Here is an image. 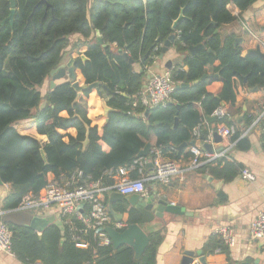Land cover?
I'll use <instances>...</instances> for the list:
<instances>
[{"label":"trees","instance_id":"obj_1","mask_svg":"<svg viewBox=\"0 0 264 264\" xmlns=\"http://www.w3.org/2000/svg\"><path fill=\"white\" fill-rule=\"evenodd\" d=\"M255 2L15 0L10 23L6 21L10 4L0 0V181L11 188L4 210L18 212L24 195H37L75 170L95 181L102 177L107 180V172L130 167L151 136L164 157L178 159L185 148L179 152L177 148L189 146L198 125L205 124V119L222 104L234 105L236 80L249 88L264 87V58L253 53L242 56L241 47L234 46L235 36L222 40L216 33L236 19L227 9L229 5L244 12ZM96 31L103 45L109 46L96 42ZM72 35L87 40L83 58L74 60L75 79L80 86L98 83L101 95L95 88H88L76 100L77 93L66 80L40 92L50 72L62 64ZM171 35L175 36L172 47L184 55L182 64L170 70L171 78L188 87L174 90L170 104L149 109L145 116L146 110L133 107L134 97L145 85V69ZM111 45L132 63L114 52ZM199 45L204 48L190 56L188 48ZM133 64H140L142 72L134 71ZM203 76L206 78L201 81ZM215 84L220 85L216 94L209 91ZM102 101L109 109L106 115ZM176 117L178 124L173 129ZM27 120L34 121L37 134L47 139L45 144L16 132V123ZM219 123L236 126L231 140L237 149L250 148L241 134L251 125V118H245L242 127L229 119L215 124ZM86 131L88 144L83 149ZM208 134L201 128L199 138L204 140ZM260 143L264 152V134ZM243 169L236 162L217 160L198 171L229 182ZM132 177L136 178L135 172ZM115 211L123 212L120 207ZM136 220L129 215L127 224ZM70 222L79 225L74 217ZM7 226L12 235L11 254L22 264H155L162 243L160 230L149 232V243L135 260L131 248L122 246L113 251L111 245L100 246L94 233L83 238L88 243L86 248L77 247L63 220L62 228L51 224L40 234L25 227ZM217 248L228 257V250L216 235L209 237L203 254Z\"/></svg>","mask_w":264,"mask_h":264},{"label":"crops","instance_id":"obj_2","mask_svg":"<svg viewBox=\"0 0 264 264\" xmlns=\"http://www.w3.org/2000/svg\"><path fill=\"white\" fill-rule=\"evenodd\" d=\"M227 9L236 19L234 22L221 26L217 30L220 38L224 40L227 36L233 35L235 39H241L239 46L242 52H249L258 48L264 55V5L260 7L251 6L250 9L244 12H239L233 5H229ZM243 21L258 30L253 32L254 36H250L243 31L241 27V22ZM68 40L69 46L65 50L62 64H66L69 60H75L78 56H81L87 47L85 45L87 40L80 35H72ZM163 44L160 46L161 49ZM111 49L114 52L118 51L115 45H111ZM183 57L184 55L175 51L171 44L169 50L160 60L156 57L152 65L145 69V85L152 75L169 71L165 69L169 62L171 63V69L178 65L180 66ZM133 69L136 72H142L140 64H133ZM50 80L49 78L45 81L40 92L45 91L49 87ZM65 80L55 82V85ZM219 89L220 85L215 84L209 88V91L216 94ZM252 89L236 80L234 82V105L228 106L224 104V107L221 106L227 113L228 119L236 123V125H238L236 118L240 115L243 117L240 127L243 126L245 118L252 119L251 125L241 134V138H246L250 144V148L247 151L237 149L235 142L231 138L222 139L220 144H216L213 140L212 130L217 124H209L206 119L205 124L198 125L199 131L201 128L208 130V136L211 135V141L207 140L208 136L204 140L198 136L193 141L195 142L194 146L203 152H206L203 145H209L213 154L224 153L223 157L215 161L223 160L241 164L243 168L253 174L255 178L253 182H247L242 179L240 176L241 172L233 180L223 182L196 170L185 174L182 178L172 179L170 184L166 186H153L151 183L145 184L147 196H157L167 203L181 208L183 213L180 216H166L163 221H154L143 228L146 235L155 230L161 231L162 243L157 250L155 264H181L184 252L195 254L191 264H199V257L196 252H201L205 258V264H264V241L252 240L249 237L251 222L264 208V152L260 143V136L264 134V92L261 91V88H258L257 91H252ZM257 121L258 124L252 127ZM14 128L21 136L33 138L41 144L47 142L46 137L37 134L35 123L32 120L18 122ZM155 142L156 138L151 136L148 142L151 147H154ZM190 147L191 145L187 148L185 147L179 158L174 159L182 167H186L189 164ZM146 172L150 173L151 168L147 166ZM10 191L9 185L0 183V214L2 217L15 211L4 210L5 200ZM115 207L119 206L116 205ZM39 217H55L53 224L62 228V220L57 216L56 212L48 211ZM122 221L127 222V215H124ZM221 226L230 228L235 238L234 246L226 248L229 258L220 248H217L220 249V252H216L217 249H215L212 253L204 255V245L209 237L215 235V230ZM0 264L22 263L17 261L12 254L0 252Z\"/></svg>","mask_w":264,"mask_h":264},{"label":"built area","instance_id":"obj_3","mask_svg":"<svg viewBox=\"0 0 264 264\" xmlns=\"http://www.w3.org/2000/svg\"><path fill=\"white\" fill-rule=\"evenodd\" d=\"M241 27L245 33L254 36L247 22H241ZM178 84L172 80L170 71L152 75L143 90L134 97L133 107H140L143 110L165 108L172 102V94ZM211 116L215 117L216 121L228 119L222 107L215 109ZM257 124L258 121L252 127ZM215 129L221 139H230L235 134L236 126L219 123ZM199 133V126H197L193 130L195 139L198 138ZM207 140L211 141V135ZM189 153L191 154L189 164L182 167L179 162L164 157L161 150L154 146L151 147L147 157L136 158L130 167H120L107 172V180L102 177L95 181L82 171L75 170L68 176L61 177L60 181L47 185L37 195H24L16 211L30 212L38 217L48 211L56 212L68 228V234L71 240L76 242L77 247L86 248L88 246L83 238L89 233H94L100 246H109L111 241L104 229L112 227L121 232L127 228L128 224L124 221H113L107 209V194L115 192L122 196L133 194L147 196L146 183H151L153 186H166L172 179L182 178L185 174L198 170L204 164L224 156V153L203 152L195 146L189 148ZM149 164H152L151 172L147 173L146 168ZM133 172L136 173V178L132 177ZM240 176L247 182H253L255 179L253 174L245 168ZM72 217L76 219L78 226L70 222ZM214 234L220 238L226 248L234 246L235 238L230 228L218 227ZM11 236V231L1 220L0 214V252L11 254ZM249 237L252 240L264 241V208L251 222ZM216 252H220V249Z\"/></svg>","mask_w":264,"mask_h":264},{"label":"water","instance_id":"obj_4","mask_svg":"<svg viewBox=\"0 0 264 264\" xmlns=\"http://www.w3.org/2000/svg\"><path fill=\"white\" fill-rule=\"evenodd\" d=\"M10 4V15L6 19L10 23L12 22V18L14 15V10H15V0H8ZM264 5V0H256V2L252 5L253 7H260ZM177 26V21L174 22L172 29L175 30ZM216 26V25H215ZM217 33V32H216ZM95 39L96 42L103 47H106L107 45H103L102 39L99 35V33L96 31L95 32ZM175 39L174 35H171L163 44L162 49L160 50V54L158 55V59L160 60L162 56L169 50V47L173 43ZM241 44V39L237 38L234 40V46L237 47ZM109 46V45H108ZM204 47L202 45L199 46H194V47H189L188 48V53L190 56H194L197 51L203 49ZM120 55H122L126 60H128L129 63H131V60L127 57V55L122 52L121 50L118 51ZM247 53H253L258 55L260 58H264V55L260 52V50L257 48L255 50L246 52H242V56H245ZM81 58L83 56L81 55ZM74 60L71 59L69 60L66 64H60L57 68L52 70L49 74L50 76V84L49 88L53 89L55 86V82L62 81L67 79L66 81L71 83V87L75 90L77 93V98L81 94L82 91L86 89H93L95 88L97 90L98 95H101V90L99 89V84L94 83L89 86H80L78 81L75 79V74H74ZM167 70H171V63L169 62L168 66L165 67ZM206 76H203L201 78V81L205 80ZM198 82H194L193 85H196ZM187 84H178L175 86V90H181L187 88ZM103 89H106L103 87ZM258 87H254L252 91H257ZM261 91L264 92V87L261 88ZM75 100V101H76ZM224 104H222V107ZM102 107L104 109V114L109 111L107 109L105 102L102 101ZM178 107V106H177ZM179 108V107H178ZM149 113V110L145 111V116H147ZM242 116H238L236 118V122L238 125L241 124L242 122ZM206 121L209 124H214L216 123L215 117L211 116L206 118ZM178 124V119L177 117L174 119V124H173V129L176 128ZM212 136L213 140L216 144L221 143V138L217 135L216 129L213 128L212 130ZM202 139V138H201ZM88 144V133L86 131V137L85 141L83 142V149H85L86 145ZM191 146L195 145V142L192 141L190 142ZM187 146V144H182L177 148V151H181ZM204 150L207 153H212L211 146L209 145H203ZM151 149V145L147 143L144 148L138 153L137 158H144L149 155ZM42 153V151H41ZM43 155V153H42ZM149 168L152 167V164L148 165ZM1 183V181H0ZM106 201H107V209L110 214V216L113 218L114 221L120 222L123 220L124 215L128 216V213L130 210H133L138 218L135 223L129 224L125 230L122 232L116 231L112 227H106L104 229V232L107 234L111 241V246L112 250L116 251L122 246H127L132 249L134 253V259L137 260L140 255L142 254L143 250L149 243V239L145 232L143 231V228L145 226H148L152 224L154 221H163L166 216H180L182 215V209L179 207H175L163 199L154 196V195H149V196H141L139 194H133L130 196H122L118 193L111 192L108 193L106 196ZM118 205L123 212H117L115 211V206ZM129 217H127L128 220ZM1 220L3 223L7 224H12L15 226L19 227H25L33 230L35 233L40 234L42 231H44L49 225L53 224L55 221V217L52 218H41L32 214H26V213H19V212H13L11 214H7L5 216H1ZM198 258V263L199 264H205V258L202 256L201 252H196ZM194 253L192 252H184L181 264H191L194 259Z\"/></svg>","mask_w":264,"mask_h":264},{"label":"rangeland","instance_id":"obj_5","mask_svg":"<svg viewBox=\"0 0 264 264\" xmlns=\"http://www.w3.org/2000/svg\"><path fill=\"white\" fill-rule=\"evenodd\" d=\"M250 28H251L252 32H256V30H257L254 26H251ZM257 31H258V30H257ZM78 211L81 212V209L78 208ZM20 213H26V214H27V213H30V212H24V211H21Z\"/></svg>","mask_w":264,"mask_h":264},{"label":"flooded vegetation","instance_id":"obj_6","mask_svg":"<svg viewBox=\"0 0 264 264\" xmlns=\"http://www.w3.org/2000/svg\"><path fill=\"white\" fill-rule=\"evenodd\" d=\"M115 208L117 209V207H115ZM129 215H133L134 218H136V219L138 218L137 214L133 210H130L127 217H129Z\"/></svg>","mask_w":264,"mask_h":264}]
</instances>
